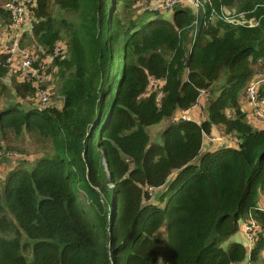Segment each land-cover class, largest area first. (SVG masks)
<instances>
[{
    "label": "trees",
    "instance_id": "1",
    "mask_svg": "<svg viewBox=\"0 0 264 264\" xmlns=\"http://www.w3.org/2000/svg\"><path fill=\"white\" fill-rule=\"evenodd\" d=\"M6 1L0 20L11 23ZM157 1L40 0L33 9L32 36L21 46L42 48L43 59L67 40L66 56L49 68L57 70L64 104L24 108L12 99L0 108L2 148L26 157L0 190V264L246 259L242 243L223 245L250 216L264 228L257 207L264 129L249 123L240 103L264 70V0H201L197 12L182 3L151 8ZM140 3L148 9L137 12ZM226 9L234 22L223 18ZM6 61L0 53V92L34 98L33 85ZM203 91L212 94L205 120L172 121L152 140L150 126L192 108ZM214 126L238 146L202 153ZM27 141L42 156L30 161ZM263 249L260 235L253 261Z\"/></svg>",
    "mask_w": 264,
    "mask_h": 264
},
{
    "label": "built area",
    "instance_id": "2",
    "mask_svg": "<svg viewBox=\"0 0 264 264\" xmlns=\"http://www.w3.org/2000/svg\"><path fill=\"white\" fill-rule=\"evenodd\" d=\"M40 0H7L4 3V8L8 10L11 14V27L15 32L14 37H9L8 41L11 44L7 46L6 44L0 48V53L7 55V64L11 72H16L20 81L31 83L36 90L35 97L32 100H38L41 105L46 106L50 100V90L42 86V79H44L47 70L50 68L54 59L66 56L67 45L57 44L51 53H48L43 59L40 57V52L46 54L45 51L35 48H29L28 46H21L20 40L25 32L28 30H33L34 15L32 8L37 6ZM208 1V0H207ZM176 3L190 4L197 8V10L202 6L201 0H159L150 5L151 8L155 10H167L174 7ZM223 18L228 22H234V15L228 16L224 13ZM251 26L257 25V21L251 19L249 21ZM20 74V75H19ZM264 75V73H263ZM264 82V76L260 75L253 79L251 84L247 87L245 91V98L248 99L254 110V117L258 118L264 123V105L259 102V89L261 84ZM151 84L154 85L158 83V80L154 78L151 79ZM260 83V84H259ZM204 93V91L202 92ZM8 157L15 161L22 158H26L23 154L15 151H10L2 148V143L0 144V158ZM3 166L0 164V168ZM4 172L1 171L0 176L2 177ZM263 227L262 224L252 216L243 220V231L247 238L255 241ZM243 264H251L247 261Z\"/></svg>",
    "mask_w": 264,
    "mask_h": 264
},
{
    "label": "rangeland",
    "instance_id": "3",
    "mask_svg": "<svg viewBox=\"0 0 264 264\" xmlns=\"http://www.w3.org/2000/svg\"><path fill=\"white\" fill-rule=\"evenodd\" d=\"M146 6H148V5L145 4V3H140V5H137L136 6L135 10L137 12H143L146 9H148ZM194 8H195V10L197 12L198 11L197 8L196 7H194ZM33 9H35V7L32 8V10ZM224 13L227 14L228 16H230V17H231V15H234L233 10H230V9H226L224 11ZM169 15H171V14H169ZM69 17H71V16H69ZM69 17H68V19H69ZM2 33L3 32L0 31V47L4 43L7 46H9L11 44V41H8L10 38L7 39L5 37H2ZM64 41H63V44L66 45L67 40L64 39ZM48 70H50V71H48ZM48 70H47V74H45V76H44V79H42V85L43 86L45 85V88H49V90H50L51 97H50L49 103L46 106H43V105L40 104V102L38 100L35 101V100H32L31 98H28L27 100H25V102L27 103L26 104L27 107L28 106H30V107H32V106H37V107L56 106L58 108L63 107L64 99H63V95L60 92V78L57 75V70H54V69H48ZM263 73H264V70L259 75L264 76ZM4 81L7 84H11V77L5 78ZM158 85H159V83L154 84V85H151V89L158 88L159 87ZM208 96H209V93H207V92L202 93V95H201V97L199 99V102H198V106L196 107V111L198 112V115H200L202 113L203 108H204V105L206 104V102L208 100ZM12 99L13 98L11 97V95H9V94L6 95V93H3L2 94L0 92V108H2L3 106L7 105V103L10 100H12ZM259 99H260L259 100L260 104L261 105H264V96H261V94H260L259 95ZM18 100H22V98L21 99H18ZM184 115H187L186 118H190L192 120L195 119L197 121H200L201 118L203 117V115H201L199 117H196V116H193V115L191 116L190 115V112L189 113H187V112H180L178 114V117H182ZM170 122H172V119L171 120H163L159 124H156L154 126H150L148 130H149V132L151 134L152 140L158 141L161 138L162 131L168 126V124ZM233 139L234 138H232V137H229V138L224 137V136L221 135V133H219L217 131V132H214L210 138H207L206 139L205 146H208V145H211L212 146V143H222V145L234 146L236 144V142H234ZM25 145H26V148L28 149V153H29L28 154L29 156L27 154L26 155H27L28 159H30V161H33V160L39 158L40 156H42V152H36L35 146L30 141H27ZM3 162L5 163L6 161H3ZM4 163L2 164V166L4 165ZM2 188H3L2 183H0V190H2ZM162 190L163 189H157L154 192H155V194H157V193H160ZM80 198L86 204H89V201L87 200L86 195L83 192H81ZM152 200L157 201V197L156 198L153 197ZM242 231H243V223L240 222V228H239L238 232L235 233L234 235H232L224 243L223 246L226 248L229 245L230 242H237L239 239H241V237L243 238ZM157 264H161V260H159Z\"/></svg>",
    "mask_w": 264,
    "mask_h": 264
},
{
    "label": "crops",
    "instance_id": "4",
    "mask_svg": "<svg viewBox=\"0 0 264 264\" xmlns=\"http://www.w3.org/2000/svg\"><path fill=\"white\" fill-rule=\"evenodd\" d=\"M38 4H39V2H38ZM38 4H37V6H38ZM37 6H35V8ZM169 13H172V12H168V14H166L165 16L168 19H172V14L169 15ZM34 19H36L35 16H34ZM10 25H11V23H4V22H1V20H0V31L3 32L2 33V37H5V38L9 39L10 36H12V37L15 36V32H14L13 28ZM24 35L32 36V30H28L27 32L24 33ZM23 36H22V38L20 40V44L23 41ZM63 41L64 40H59L57 42V44H63ZM4 45H5V43L0 48H2ZM66 45H67V42H66ZM67 50H68V46H67ZM258 76H260V75L257 74L254 78H256ZM17 79L19 80L18 76H17ZM158 83H159V85H161V81H158ZM204 92H206V91H204ZM207 93H209V96H208V99H209L212 94L210 92H207ZM201 95H202V93H201ZM201 95H200V97H201ZM11 97L13 99H15L16 102H19L22 107H24V108H29L30 107V106H28V107L26 106L27 103L25 102V100H23V99L22 100H18V99H21V98H19L18 96L16 97V95L13 92V88H11ZM200 97H199V99H200ZM199 99H198V102H199ZM198 102L192 108H190L188 110H180V111H178L175 114V116L172 118V121H175V119L176 120H179V119L192 120L190 118H186L187 115H184L182 117H178V114L180 112H187V113L190 112L191 116L193 115V116L199 117V116L203 115V117L201 118L200 121H197L195 119L192 120V121H195L197 123H201L206 118V114L204 112H205V109H206V106H207V102L204 105L203 111H202V113L200 115H198V112L196 111V107L198 106ZM240 103H241V109L246 114V117H247L249 123L252 124L255 128L264 129L263 121H260L258 118L254 117V110H253L252 104H251V102L248 99L245 98V94L242 96ZM217 131L219 133H221V135L224 136V137H227V138L232 137V138H234L233 141L236 142V144L234 146H232V147H237L238 146L240 140L236 136L224 134L219 127L214 126V128H213V130H212V132L210 134H205L204 135L202 153L207 152V151H215V150L219 149L220 147L227 146V145H222V143H212V146L211 145L205 146L206 139L210 138L212 136V134L214 132H217ZM3 161H6V162L4 163ZM0 162H1V165L4 163L3 167L0 168V173H1V171L4 172L3 173L4 175L2 177L0 176V183H2V186H3V183L5 181V178H6L7 174L9 173V171L12 168H14L16 166V164L18 163V160L15 161L12 158L1 157L0 158ZM257 207L264 211V190L259 195ZM241 222L243 223V221H241ZM242 234H243V238L241 237V239H239L237 242L242 243L247 249V257H246V259L243 262L246 263L247 261H249V262H251V264H264V249L262 250L261 255H260V259L258 261H256V260L253 261L252 258H251V251H252L253 247L255 246V243H256V241L258 240L259 237L255 241H252L249 238H247V236L244 233V231H242ZM260 235H264V228L262 229ZM240 264H243V263H240Z\"/></svg>",
    "mask_w": 264,
    "mask_h": 264
}]
</instances>
